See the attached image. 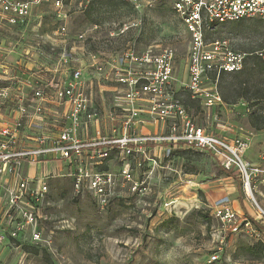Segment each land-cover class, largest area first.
<instances>
[{
  "label": "rangeland",
  "instance_id": "1",
  "mask_svg": "<svg viewBox=\"0 0 264 264\" xmlns=\"http://www.w3.org/2000/svg\"><path fill=\"white\" fill-rule=\"evenodd\" d=\"M174 2L145 3L141 11L128 2L72 9L66 24L71 35L68 42L80 45L76 35L86 32L90 51L108 48L120 53L129 45L153 56L171 51L169 95L182 100L190 118L207 131L218 133L223 122L230 121L235 129L253 132L250 152L258 155L264 149V69L262 64H251L256 50L264 48V21L220 23L207 32L209 41L226 40L227 48L249 56L242 71L206 74L195 93L189 69L191 37ZM33 11L28 41L22 45H37L44 36L47 58L57 64L63 42L53 34L56 11L47 0H40ZM5 28L4 33L10 34L11 28ZM73 54L85 68L94 103L108 112L122 87L100 79L90 68L93 61L86 52ZM45 59L39 56L36 63L41 65ZM42 78L48 79L49 74ZM210 88L218 91L226 107L208 110L204 94ZM149 99L145 96L142 102L144 110ZM247 106L254 111L247 113ZM7 118L9 113L2 116L4 122ZM111 125L112 121L106 124L104 133L111 134ZM137 133L156 136L159 142L154 147L145 142L136 145L131 157L112 148L105 157L97 151L85 153L82 160L54 158L33 167L28 172L32 188L37 190L40 181L47 185L38 197L25 193L22 200L13 201L11 177L4 178L0 183V264H264V241L245 234L224 238L227 232L214 214L215 207L226 200H219L220 188H226L228 203L239 199L242 211L252 209L239 178L220 168L210 151L170 141L168 121L148 123ZM126 162L131 164L130 178L123 172ZM97 173L110 174L101 188L92 181ZM221 246L220 260L210 263ZM249 246L255 248L253 254L246 251Z\"/></svg>",
  "mask_w": 264,
  "mask_h": 264
},
{
  "label": "built area",
  "instance_id": "2",
  "mask_svg": "<svg viewBox=\"0 0 264 264\" xmlns=\"http://www.w3.org/2000/svg\"><path fill=\"white\" fill-rule=\"evenodd\" d=\"M47 1L56 11L57 27L53 34L63 42L57 64L47 58L44 36L37 45H22L28 41L33 9L40 0H0V183L11 177L8 184L11 199L22 200L27 193L31 197L43 195L46 182L40 181L37 190L32 188L33 178L28 172L54 158L72 162L82 160L85 153L97 151L105 157L112 148L131 157L136 145L145 142L148 146L152 142V147L156 146L158 137L151 134L141 137L137 132L143 125L162 120L170 123V141L210 151L220 168L239 178L252 209L239 212L228 202L218 204L214 214L227 232L223 237L245 234L264 241V149L256 160L248 157L254 133L235 129L230 121L223 122L218 133L196 124L186 113L182 100L169 95L167 90L173 82L171 51L153 56L147 50L138 52L133 45L120 53L108 48L90 51L86 32L76 35L80 45L68 42L71 35L66 24L75 9L121 1L141 11L145 3L157 0ZM174 7L191 37L189 69L195 93L200 91L197 83L206 74L220 76L223 72L237 73L245 68L248 53L227 48L226 40L209 41L207 32L220 23L251 18L264 21V0H175ZM42 24L43 18H40L38 25ZM5 27L11 28L10 34L4 33ZM109 42L112 45L113 41ZM76 50L92 58L90 68L100 79L122 87V94L116 95L108 112L97 106L89 94L85 68L78 65L79 60L73 54ZM255 54L264 61V48ZM39 56L46 58L41 65L36 63ZM48 74L49 78L44 80L42 75ZM145 96L150 97L147 110L142 107ZM223 104L216 89L205 92L204 105L209 111ZM251 111L254 108L247 106L246 112ZM5 113L10 118L4 122ZM110 121L111 134H106L104 129ZM125 164L123 172L130 178L131 164ZM109 177L108 173H97L92 181L101 188ZM12 234L16 236L17 232ZM222 251L223 246L212 255L210 263L219 261Z\"/></svg>",
  "mask_w": 264,
  "mask_h": 264
},
{
  "label": "crops",
  "instance_id": "3",
  "mask_svg": "<svg viewBox=\"0 0 264 264\" xmlns=\"http://www.w3.org/2000/svg\"><path fill=\"white\" fill-rule=\"evenodd\" d=\"M85 71V70H84ZM225 107H226V104H225V102H224V104H223ZM222 105V106H223ZM222 106H220V107H222ZM219 107V108H220ZM233 107H235V106H233ZM231 111V110H230ZM232 112V111H231ZM261 117H263V116H261ZM260 117V118H261ZM153 125V124H152ZM151 147V146H150ZM259 151V150H258ZM260 152V151H259ZM257 156L258 155H256V156H253V154L251 153V152H249L248 153V157L250 158V159H252V160H256V158H257ZM218 191V193H219V196H220V198H219V200H224V199H226L224 202H222V203H226V202H228V197H227V193L225 194V192L224 191H226V188H220L219 190H217ZM216 200H218V198L216 199ZM231 206H233L236 210H238L239 212H242V210L244 209L242 206H241V203H240V200L239 199H236V202H231V203H229Z\"/></svg>",
  "mask_w": 264,
  "mask_h": 264
},
{
  "label": "trees",
  "instance_id": "4",
  "mask_svg": "<svg viewBox=\"0 0 264 264\" xmlns=\"http://www.w3.org/2000/svg\"><path fill=\"white\" fill-rule=\"evenodd\" d=\"M109 3V2H108ZM111 3H113V4H115V3H125V2H121V1H118V2H111ZM110 4V3H109ZM257 58V59H256ZM260 60V61H259ZM260 64H262V68L261 69H264V61L263 60H261L259 57H255L254 59H253V63L251 64V65H253V66H251V67H257V66H259ZM251 70H252V68H251ZM148 145L149 146H153L154 145V143H152V142H149L148 143ZM255 248L254 247H247L246 248V251L249 253V254H253V250H254Z\"/></svg>",
  "mask_w": 264,
  "mask_h": 264
}]
</instances>
